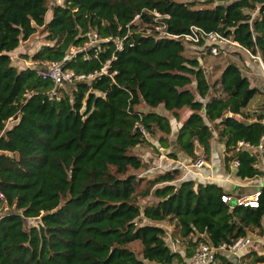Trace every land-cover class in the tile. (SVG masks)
<instances>
[{
    "label": "trees",
    "instance_id": "trees-1",
    "mask_svg": "<svg viewBox=\"0 0 264 264\" xmlns=\"http://www.w3.org/2000/svg\"><path fill=\"white\" fill-rule=\"evenodd\" d=\"M52 2L0 0V205L8 208L0 217V264H188L201 243L263 237L264 188L253 208L225 203L231 196L222 187L184 180L179 168L148 177L135 149L149 141L135 128L142 123L170 148L172 123L152 110L163 107L177 122L188 110L175 138L179 153L194 162L201 147L209 160L217 138L227 168L239 161V178H263L258 154L235 151L264 136V114L242 112L259 90L235 63L210 81L186 44L158 27L176 36L192 27L221 33L264 64V0H65L47 22ZM40 29L53 32L52 44L34 61H63L93 33L100 44L65 68L89 75L110 62L108 74L50 99L53 83L36 68H17L10 55ZM167 156L178 159L175 151ZM29 220L37 224L27 227ZM163 222L174 225L171 235ZM169 237L187 242L184 255ZM242 263L264 264V254L251 250Z\"/></svg>",
    "mask_w": 264,
    "mask_h": 264
},
{
    "label": "crops",
    "instance_id": "crops-1",
    "mask_svg": "<svg viewBox=\"0 0 264 264\" xmlns=\"http://www.w3.org/2000/svg\"><path fill=\"white\" fill-rule=\"evenodd\" d=\"M191 48L193 49V52L188 56L192 59L199 60L201 62V66L206 70L207 75L209 72H212L214 68H216V78H219L227 63H235L236 65H238L243 71L244 75L251 80L252 85L259 90V93L250 101L248 106L244 108L242 112H244L252 119L255 117V115L264 114V73L257 58H253L243 51H222L219 56H212L210 54L203 53L195 47ZM206 55H209L208 60L206 58H202ZM140 111L147 113L151 111V109L149 107L142 106L140 107ZM152 111L164 115L170 119L169 113L166 112L163 107H159L158 109ZM185 120L186 118L182 121H179L177 123L176 130H173L174 133L172 137H170L172 140L171 150L167 149V153L175 151V153L178 155V159L173 160V163L179 164L180 162L175 161H181V163L191 167L193 164L192 160L184 154L179 153V151L177 150V146L175 145L176 135ZM135 151L147 164V169L144 171L145 175H147L148 177H152L156 174L163 173L160 171L157 165L158 157L155 159L154 157L150 156V159H148V156H143L144 153L148 152V149L143 148L142 146H138ZM196 152L199 156L203 155V149L201 147H198ZM225 156L226 148L224 144L220 143L218 139L215 138L212 142V153L210 159L207 162L208 165L200 173H197V171L193 169L183 171L181 166H174L173 163L171 164V166L173 167L172 169L179 168L182 170L184 180L194 181L197 184L214 183L219 185L230 194V202L232 204L234 199H237L236 204L238 205L242 199H250L255 197L256 194L260 193L261 189L264 188V177L258 180H243L239 178L237 176L238 168L233 163L230 164L229 168L226 167L224 161ZM258 167L264 171L263 156L259 157ZM160 224L158 225L163 227ZM248 238H250L252 241V245L250 247L242 250L236 256H231L229 254L223 256H225L233 264H243L242 257L247 255L251 250H255L259 254H264V236L260 237L255 233H250L248 235ZM172 250L180 252L182 255L185 254V248ZM190 261L191 260H187V263L190 264ZM215 264L223 263L221 259L217 258Z\"/></svg>",
    "mask_w": 264,
    "mask_h": 264
},
{
    "label": "built area",
    "instance_id": "built-area-1",
    "mask_svg": "<svg viewBox=\"0 0 264 264\" xmlns=\"http://www.w3.org/2000/svg\"><path fill=\"white\" fill-rule=\"evenodd\" d=\"M54 1L51 5L54 7ZM155 16V19H161V16L156 13H151ZM141 19L140 15L136 16V19L133 23L138 22ZM159 31H162V36L172 38L174 40H182L186 44L187 47H195L196 49L202 51L205 54H210L212 56H219L222 51H243L253 58H257L262 64V68L264 70V65L259 56H253L249 50L241 46L238 42L233 40L231 37H226L218 32H206L201 28L192 27L191 32L186 35L176 36L171 35L166 32V26L161 25L158 27ZM89 41L85 44L84 47H73L66 54L63 61H55V62H43V66L38 69L40 76L46 80L53 83L54 88L49 93L50 99H60V89L74 87L78 83L83 82H91L103 75L108 74V68L110 62H107L104 67L100 71H96L89 75L86 74H76L74 71L66 69L65 65L67 62H70L77 53H81L86 51L88 48L93 47V39H98L96 34L90 33L88 34ZM117 42V48L122 49L123 42L119 39L115 40ZM11 58L13 60L14 54L11 53ZM135 130L140 133L143 137L149 138L150 133L148 132L145 125L142 123H138ZM235 151H247L249 153H256L259 156H264V136L261 138L260 143L258 145H253L249 142L240 141ZM206 158L204 156H200L196 161L193 162L192 166H184L183 171L186 170H195L197 173H200L205 167H207ZM168 164L171 165L170 159L166 153H161L158 157V168L161 172L172 170L173 167H169ZM233 164L238 168L240 166L239 161L233 162ZM259 195L256 194L255 197L250 199H242L238 205H243L245 207H253L257 208L259 205ZM0 198H3V195L0 194ZM231 200L228 196L223 197V201L228 203ZM180 242V241H179ZM174 245V244H173ZM252 245V241L250 238H240L234 241L232 244H223L219 247L211 246L208 243H201L192 257L190 264H215L217 261V255H226L229 254L231 256H236L242 250L250 247Z\"/></svg>",
    "mask_w": 264,
    "mask_h": 264
},
{
    "label": "rangeland",
    "instance_id": "rangeland-1",
    "mask_svg": "<svg viewBox=\"0 0 264 264\" xmlns=\"http://www.w3.org/2000/svg\"><path fill=\"white\" fill-rule=\"evenodd\" d=\"M64 1L65 0H55L54 1V7L51 5V8H50L48 16H47V22H50L53 19L54 15H55L54 8L57 6H62L64 4ZM214 1H218V0H214ZM252 15L253 16L258 15V10L252 12ZM48 35L53 36V32L50 29H48L46 31L43 29H40L38 31V33L33 38H31L28 41L22 42L20 47L18 48V50L14 52L13 64L19 69H24V68H28V67L40 69L43 66V62L34 61L32 59V56L37 51H39L43 45L48 44V43L52 44L51 39H49ZM99 44H100L99 39H97V40L93 39V46H98ZM187 49L188 50H187L186 55H190L193 52V49L189 48V47H187ZM231 55H233V54H231ZM208 56L209 55H206L202 58H204V59L206 58L208 60V58H209ZM206 64H207V62H206ZM260 67L262 68L261 63H260ZM216 71H217V69L214 68V70L212 71L213 73L212 72L208 73L210 81H214L215 79H217L216 78V76H217ZM262 71L264 73L263 68H262ZM62 93H63V91H62ZM188 115H189L188 110L182 111L180 113V117H181L180 121L187 118ZM169 116H170V121L172 120L171 123L173 126V130H176L178 122H176L175 118L173 117V114H169ZM13 124H14L13 122H10V123H8L7 127L11 128L13 126ZM173 133H174V131H173ZM147 139L149 142L142 145V147L148 149V152L144 153V154L142 153V154H143V156H148V159H150V156H152L156 159L157 157H159L158 155H160L161 153L167 154V149L171 150V147L167 148V149L163 148L161 143L159 142V138H157V137H152L150 135V137ZM169 141H170V143H172L171 138L169 139ZM169 159H170V162L172 164L174 159H171V158H169ZM175 162H180V163L179 164L173 163L174 166L177 165V166H181L182 168L185 166V164L181 163V161H175ZM168 166L172 167L170 164H168ZM236 201H237V199H234L233 205H236ZM7 212H8L7 206L6 205H0V217L3 216ZM36 224H37L36 220H29L27 222V227H30L31 225H36ZM160 225H162L167 230L169 235H171L172 232L174 231V225L170 224L169 222H163ZM179 241L180 242H178V240H173L171 237L168 238V244L171 246L172 249L178 250L179 248H185L187 246L186 241H182V240H179ZM136 249H137V252H139L138 247H136ZM139 257L141 258L140 255H139ZM148 264H152V263H148Z\"/></svg>",
    "mask_w": 264,
    "mask_h": 264
},
{
    "label": "water",
    "instance_id": "water-1",
    "mask_svg": "<svg viewBox=\"0 0 264 264\" xmlns=\"http://www.w3.org/2000/svg\"><path fill=\"white\" fill-rule=\"evenodd\" d=\"M175 145L177 146V144L175 143Z\"/></svg>",
    "mask_w": 264,
    "mask_h": 264
}]
</instances>
